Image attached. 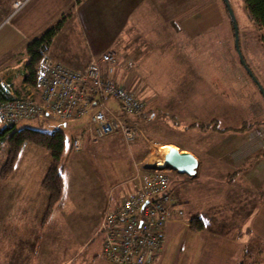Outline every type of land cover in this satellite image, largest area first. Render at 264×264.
<instances>
[{
	"label": "rangeland",
	"instance_id": "obj_1",
	"mask_svg": "<svg viewBox=\"0 0 264 264\" xmlns=\"http://www.w3.org/2000/svg\"><path fill=\"white\" fill-rule=\"evenodd\" d=\"M16 2L21 3L18 8H15ZM27 2L26 0H15L12 3L11 0H0V80L2 83L11 80L18 89L23 88L24 71L26 63L29 61V59L26 60L27 57L29 58L27 45L32 40L29 41L24 35L18 33L19 28H21L19 25H23L19 21L20 17L17 19V17L10 16L6 6L12 4L14 13H16L21 11ZM229 2L239 25L240 47L244 59L264 87V28H260L250 19L245 8V0H229ZM149 3L151 7L146 6L147 10L144 11L143 15L136 16L137 24H140L137 27L134 21L136 17L130 18L128 16L127 2H111V5L106 6L104 1H97L96 6L90 9L93 15L88 16L89 19L87 18V20L89 21L84 18L83 28L85 30L82 29L86 36L89 34L91 42L95 43L94 38H96V44H102L111 38V41L117 40L115 43H118L117 38L119 36V45L117 44L116 47L109 46L100 51L90 48L88 51L91 55L90 61L93 56H99L107 50L115 51L119 65L115 72L116 77L125 83L127 89L137 91L138 96L146 103V117L140 116L138 118L133 114L127 116L129 121L133 119L139 126L136 138L133 141H128L131 147L128 145L127 148L109 147L110 142L104 141L105 138H101L95 144L86 145L88 136H85L82 139L81 149L71 151V139L79 136H73L74 131L71 127H65L50 119H24L18 122V128L31 127L43 131L62 129L67 135V147L62 160L63 174L71 176L72 169L75 167V184L80 185L81 182L87 181L85 183L87 191L84 194L83 202L67 201L60 208L58 205V207L55 206L51 211V216L50 214L45 215V221L50 216L51 228L54 229L55 227L58 230L61 250L58 255L51 251L50 255H44L46 254L44 253L41 254L43 256L38 255L39 257L36 259L18 256L19 253L22 254L27 250L22 249L24 248L22 242H20L22 246H19L20 244L15 239L13 230H11V222L8 223L7 200L4 199L6 200L5 203L0 201V208H2L0 210V264H78L83 261L87 262L88 252H101L100 237H103L101 232L102 220L99 225L103 214L101 210H98L102 207L103 188L96 190L90 186L91 180L96 174L102 178L103 184L105 178V186H111L113 189L119 183L121 173L129 169V176L123 182L120 181L121 183L114 190L115 194H119L125 188L127 190L128 182L133 176L135 177L138 168H144L145 165L154 166L157 162L165 166L161 156L162 149L164 150L171 145H178L180 149L191 147L197 152L209 150L213 154H229L232 159V154H236L239 149L236 140L237 132L246 131L249 127L252 128L249 131L256 130L255 128L259 124L264 123V98L240 62L235 47L234 28L224 1L174 0L172 2L169 0L161 3L157 1ZM126 12L127 16H125ZM188 18L190 23L187 24V27L195 32L192 36L183 32L182 20ZM58 20L53 24L57 23ZM131 20H133V28L130 25ZM152 26H154L153 30ZM122 29H126L128 32H121ZM137 38L142 46L133 45ZM125 40L131 44L128 51L136 59H140L139 57L145 54L154 57V60H136L139 64L138 71L141 77L139 83L135 78L134 68L128 67L130 61L120 60L121 55L123 56L121 52L123 50L118 46ZM11 42L14 43L13 45H17V48L14 52L5 51L4 47ZM91 42L90 46L92 45ZM104 44L106 43L102 45ZM122 48L126 49L125 45ZM81 50L82 48L75 49L76 52ZM163 51L169 52L166 57L167 60H163L161 57ZM140 53L142 54L138 57L137 54ZM20 56L21 59L17 60ZM168 57L169 59L175 57L177 60H169ZM126 64L128 68L125 67ZM194 78L200 79L196 81ZM187 79V83L191 86L199 87L201 85V90L186 93L181 86ZM187 83L185 84L187 85ZM177 88L181 89L177 90ZM171 93H175L177 96L171 98ZM106 102L116 110L119 109L115 99L108 98ZM175 105L178 106L176 109ZM194 105L201 112L191 111L196 109ZM184 107L186 109L183 111ZM150 110L154 112H149ZM202 124L206 126L202 127ZM76 131L78 134L83 133L82 130L78 129L75 130V134H77ZM261 132L259 131V134L256 135L261 136ZM109 136L114 139L116 137L123 138L119 131L113 132ZM221 136H223L222 143L216 147V137L220 138ZM234 140L235 144L233 143ZM178 147L176 146L177 149ZM74 157L78 161L71 163ZM50 158L52 157L47 149L29 143L21 150L12 167L8 163V161L10 162L9 147L7 143L2 144L0 148V196L7 197V182L13 177L15 168H20L26 164L28 169L34 168L36 173H39L40 170L45 173ZM214 166H216L215 162ZM171 171V185L174 192H183L190 186L207 188L205 186L210 187L212 185L207 181L206 184L203 181L204 178L198 177V175L197 180H192L188 175H179L174 170ZM211 172L214 175L224 173V176H228L225 179H229V181L218 183L219 189L224 187L225 190L229 185L230 190V186H233L246 199L248 186L245 182L240 181L242 178L239 180V176H237L239 171L235 170V173L230 174L231 171L217 167ZM106 179L111 181V185L107 184ZM78 195L76 194V196ZM119 195L112 196L111 202L113 200L118 201V197L121 196ZM229 195L230 193L225 196L224 203L227 205H231ZM96 197L101 200V203L95 201ZM236 199L233 202V206H236L233 210L242 213V209L238 208L239 205L237 204L238 202L241 203L242 200L239 197ZM223 213L224 215L229 214L227 210H223ZM96 229V233L93 234ZM47 231L52 232L50 229ZM185 234L186 229L178 234L176 249L181 248V245L183 247L184 240L186 244H189L190 241L184 237ZM47 236L55 239L54 233L52 235L47 234ZM89 238H91L90 244L86 246L85 243ZM30 242L32 243L29 240L27 244L28 249L32 245ZM37 242L39 245L41 244V240ZM77 245L78 248L85 250L79 258L73 257L76 250L73 248H76Z\"/></svg>",
	"mask_w": 264,
	"mask_h": 264
},
{
	"label": "crops",
	"instance_id": "obj_2",
	"mask_svg": "<svg viewBox=\"0 0 264 264\" xmlns=\"http://www.w3.org/2000/svg\"><path fill=\"white\" fill-rule=\"evenodd\" d=\"M13 1L15 0H11L12 3ZM26 1L28 2L21 11H17L18 13H14L12 4H8V6H6L8 7L10 16L17 17V19L18 17H20L19 21H21V24L23 25L21 26L17 24L19 25V27H21L19 28L18 33L22 36L24 35V37L29 41L33 40L47 27L51 26L53 22L61 18V16L66 15V21L60 29L59 33L54 38L48 54L54 60L59 61L68 67L80 69L85 68L90 62L89 59L91 58V55L90 51H88L90 48L100 51L109 46L116 47L119 43V36L117 38V35L116 38L118 39V43H115L117 40L111 41V38L109 41L106 40L105 42H103L106 43L104 45H102L103 43L96 44V38L92 37L95 41V43H93L90 40L91 38H89V34L86 36L84 31L82 30L84 29L83 26L85 24L84 18H86L87 20V18L89 19L88 16L93 15L90 9L96 6L97 1H104L106 6L111 5V2H127V6L129 8L128 16L130 18H135L136 16L143 15L144 11L147 10L146 6L149 5L148 7H151V4L149 2L157 1L161 3L162 1L169 0ZM171 1L173 2L174 0ZM125 16H127V12ZM136 19L137 17L134 19V21L136 22V25L138 27L140 26V24H137L138 21H136ZM189 20V18L186 20H182L183 32L192 36L195 32H193L191 28L187 27V24L190 23ZM132 23L133 20H131V26ZM126 24L127 23L125 22V25ZM133 27L134 26H132L131 28ZM152 27L153 30L154 26ZM130 31L133 32L132 30ZM121 32L127 33L128 31L126 29H122ZM62 39L64 40L62 41ZM90 42L92 43L91 46ZM139 43L140 40L137 38L133 45L137 47L138 45H140ZM13 44L11 42L7 46H5V51L7 50L14 52L15 48H17V45ZM123 45H125V48L127 50L122 48ZM130 46L131 44L128 40H125L124 42L122 41L120 46H118L123 50L121 51L123 56L121 55L120 60L130 61L128 67L132 66L134 68L136 75L135 78H137V82L139 83L141 77L140 72L138 71L139 64L136 60H154V57L146 54L142 57H139L142 54L140 53L137 54L140 59H136V57L128 51L130 49ZM80 48H82L81 51H75V49ZM168 54L169 52L166 53L165 51H163L161 53L162 59L167 60L166 57L168 56ZM20 59L21 56L18 57L17 60ZM27 59L29 58L27 57L26 60ZM169 60L177 59L175 57H171ZM125 67H127V64L125 65ZM195 79L196 78H194V80ZM199 79L200 78L196 79V81ZM187 82L188 79L184 82L183 86H181L182 88H184L183 90L186 93L201 90V85H199V87L191 86ZM185 83H187V85ZM178 89L181 88H177V90ZM199 95H201V93H199ZM176 96L177 95L175 93H171V98H174ZM195 106L196 105H194V107ZM174 107L176 109L178 106L175 105ZM195 108L196 109L191 111L201 112L197 107ZM185 109L186 108L184 107L183 111ZM149 112L153 113L154 111L150 110ZM86 120V117L78 119L72 122L71 125H69V127H71V129H73L74 131L73 136L78 134V131H76L77 134H75V130H85L83 128H86ZM250 129L252 128L249 127V129L246 131L244 130L237 132L236 140L239 144V149L236 154H232V159L229 154L218 155L211 153L209 150L207 152H197L191 147L180 149L178 145H176L178 149L182 151L192 152L199 160L197 173L194 176L188 175L190 179L197 180L196 178L198 175V177L200 176L201 178H204L203 181L210 182L212 185L210 187L205 186L207 188H201L200 186H190L184 189L183 192H174L173 190V194L177 201V204L186 212L185 217L183 216L181 217V219L173 218L167 224L165 229L164 247L152 264H264V123L259 124L257 128H255L256 130L249 131ZM259 131H262L261 136L256 135L259 134ZM245 132L248 134L244 135L246 134ZM87 136L88 141L87 143H85L86 145H88L89 143L95 144L98 142V140H100H94L91 135ZM102 138H105L104 141L110 142L108 144L109 147L119 146L127 148V145L130 146V143H128V141L125 140L124 137H116L114 139L112 136L107 135ZM222 139L223 136H221L220 138L216 137V147L220 143H222ZM233 143L235 144V140L233 141ZM71 148L72 147L70 146V149ZM229 157L230 159H228ZM51 159L52 158H50L49 160V165L47 166L45 173H43L42 170H40L39 173H36L34 168L28 169L26 164H24L23 166L21 165L22 167L20 168H15L13 170V177H11L7 182V197L4 198L3 196H0V201L2 203H5L7 200L9 209L8 223L11 222L10 226L11 230H13L14 232L15 239H17V241L19 242V246H22L20 242L23 243V250H27V252H23L22 254L19 253L18 256H28L36 259L37 257H39L38 255L43 256L41 254L44 253H46L44 255H50L51 251L53 252V254L58 255V252L61 250V242L58 236V230L55 227L54 229L51 228V213L49 219H47L46 221L44 219L49 206V194L44 189L42 183L47 174V170L51 165ZM77 161L78 159L75 160L74 157L71 163ZM213 161L215 162L216 166H214ZM217 167L231 171L230 174L235 173V170L240 172L237 175L239 176V180L242 178L240 181L243 183L245 182L248 186L246 188V192H248V194L245 196L246 199L243 198V196L240 195V192H238L239 190L235 189L233 186H230V190L229 185H227V188L225 190L224 187L220 189L219 187H217L219 182L223 183L224 181H229V179H225L228 178V176H224V173H218L214 175L211 172V170H215ZM175 172L178 173L177 171ZM121 174V178L118 181L119 183L126 180L125 178L129 176L130 170L126 169L125 172L123 171ZM178 174L187 175L181 173ZM106 182L107 184L111 185V181H109V179L108 181L106 179ZM85 183H87V181ZM85 183L81 182L80 185L75 184V167H73L71 176L64 175L65 192L62 199L57 203L59 207L57 205L55 206L60 208L67 201H76L78 203L83 202L84 194L87 191ZM119 183H117L115 186L117 187ZM90 186L96 190H101L103 188L102 207L98 209L102 211V214L105 206H109L114 203L115 200L111 202L110 198L112 196L116 197L121 193L120 191L119 194H115L114 190L116 187L112 189L111 186H105V178L103 184L102 178H100L97 174L92 178ZM234 186L236 187L235 184ZM125 190L126 188L124 189V191ZM124 191H122V193H124ZM228 193H230L229 197L231 199V205H227L224 203V201L226 200L225 196ZM76 194L79 195L76 196ZM237 197L242 200L241 203L237 201V204L239 205L238 208L242 209V213H237L236 210H233V208L236 207L233 206V202L237 200ZM95 201L101 203V200L98 197L95 198ZM1 209L2 208H0V210ZM223 210H227L229 214L224 215ZM243 210L245 211L243 212ZM102 217L103 216H101L100 218L99 225L101 224ZM195 217H197L199 221H202L204 223V227L202 229H196L191 226L192 219H194ZM21 218L23 219L22 221ZM99 225L97 226V229ZM49 229L52 230L55 235L54 240L47 236V234H53L52 232L47 231ZM97 229L93 234L96 233ZM184 229H186V234L184 237H187L190 242L189 244H186V241L184 240L183 247L181 245V248L176 249L175 247L178 244L177 236ZM8 232H10V229H8ZM73 233L75 234V231H73ZM102 236V238L100 237L101 252H88L87 262L83 261L79 262L78 264H117L115 262H112L104 254V235ZM91 238H89L85 243L86 246L90 244L89 240ZM12 239L15 240L14 238ZM29 240L32 241V243L30 242L32 245L28 249L27 244ZM38 240H41L40 245L37 242ZM78 247L79 246L77 245L76 248H73L76 249L75 254L73 255V257L75 256V258H79L84 253L83 251H85Z\"/></svg>",
	"mask_w": 264,
	"mask_h": 264
},
{
	"label": "built area",
	"instance_id": "obj_3",
	"mask_svg": "<svg viewBox=\"0 0 264 264\" xmlns=\"http://www.w3.org/2000/svg\"><path fill=\"white\" fill-rule=\"evenodd\" d=\"M20 5L16 2L15 8ZM118 66L113 50L93 56L80 69L45 57L38 68L37 86L26 95L11 90L13 98L0 101V126L24 119H50L68 127L70 121L86 117V129L71 139L73 151L81 149L85 133L98 140L119 131L133 141L139 126L127 116L140 115L146 103L137 91L119 81L115 75ZM108 98L117 101L118 110L107 104ZM146 166L138 168L127 190L103 213V252L117 264H152L164 247L167 223L184 216L169 192L171 169L159 162L156 168Z\"/></svg>",
	"mask_w": 264,
	"mask_h": 264
},
{
	"label": "trees",
	"instance_id": "obj_4",
	"mask_svg": "<svg viewBox=\"0 0 264 264\" xmlns=\"http://www.w3.org/2000/svg\"><path fill=\"white\" fill-rule=\"evenodd\" d=\"M245 8L250 19H252L260 28H264V0H245ZM66 18L67 16L63 15L57 21V23H54L51 26L47 27L27 45V54L29 56V61L28 63H26L24 71L25 77L23 79V88L20 87L18 89L15 84L11 82V80L6 83H2L0 80V101L5 102L7 100H11L13 98L11 90H13L14 94L26 95L27 93H29V89L37 86V72L38 68L40 67V62L45 57L49 58L50 60H54L48 54V52L54 38L64 25ZM145 114L146 108L140 115H133L140 118V116L146 117ZM131 121V123L138 124L133 119ZM205 126L206 125L202 124V127ZM87 135L90 134L85 133L84 138ZM5 143H7L9 147L10 162L8 161V163H10L12 167L21 150L29 143L35 144L38 147L45 148L51 154L52 162L42 183L44 189L49 194V206L47 210V214L49 215L54 206L57 205V203L62 199L65 192V184L63 180L64 167L62 160L67 147L66 133L62 129L43 131L31 127L18 128L17 124L6 127L0 126V148L2 144ZM171 183L172 181L169 184V192L172 195V198L177 203L173 194ZM177 208L180 209L181 207L177 205ZM181 209L183 210L185 216L184 209ZM191 226L196 229H202L204 227V223L202 221H199V219L195 217L194 219H192Z\"/></svg>",
	"mask_w": 264,
	"mask_h": 264
},
{
	"label": "water",
	"instance_id": "obj_5",
	"mask_svg": "<svg viewBox=\"0 0 264 264\" xmlns=\"http://www.w3.org/2000/svg\"><path fill=\"white\" fill-rule=\"evenodd\" d=\"M226 8L228 9L229 15L231 17L232 25L234 28V36H235V47L240 57V62L243 67L246 69L248 74L251 76L252 80L258 86L261 94L264 98V87L255 76L252 69L248 66L246 60L244 59L241 47H240V37H239V25L237 22L236 15L231 7L229 0H223ZM162 158L164 160L165 166L163 168H169L174 171H177L181 174H187L189 176H194L197 173V169L199 166L198 158L190 151H182L177 149L174 145L167 147L166 149H162ZM147 168H156L154 165L146 166Z\"/></svg>",
	"mask_w": 264,
	"mask_h": 264
},
{
	"label": "bare ground",
	"instance_id": "obj_6",
	"mask_svg": "<svg viewBox=\"0 0 264 264\" xmlns=\"http://www.w3.org/2000/svg\"><path fill=\"white\" fill-rule=\"evenodd\" d=\"M165 236V235H164Z\"/></svg>",
	"mask_w": 264,
	"mask_h": 264
},
{
	"label": "clouds",
	"instance_id": "obj_7",
	"mask_svg": "<svg viewBox=\"0 0 264 264\" xmlns=\"http://www.w3.org/2000/svg\"><path fill=\"white\" fill-rule=\"evenodd\" d=\"M172 170V169H171Z\"/></svg>",
	"mask_w": 264,
	"mask_h": 264
}]
</instances>
